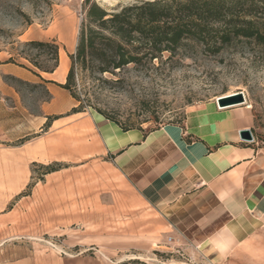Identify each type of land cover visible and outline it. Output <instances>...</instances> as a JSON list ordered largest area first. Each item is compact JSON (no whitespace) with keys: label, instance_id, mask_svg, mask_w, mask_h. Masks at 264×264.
Returning a JSON list of instances; mask_svg holds the SVG:
<instances>
[{"label":"rangeland","instance_id":"rangeland-1","mask_svg":"<svg viewBox=\"0 0 264 264\" xmlns=\"http://www.w3.org/2000/svg\"><path fill=\"white\" fill-rule=\"evenodd\" d=\"M83 1L0 0V79L10 87L3 100L13 106L15 94L27 117L25 124L18 123L22 115L9 110L4 118L10 138L31 131L32 116L47 95L45 85L31 72L35 82H19L8 78L9 69L33 68L30 57L44 67L52 65L46 57L35 56L36 50L26 45L29 41L56 42L58 73L66 64L69 67L84 16ZM94 1L113 8L131 0ZM164 59L147 68L128 66L116 75H102L107 82L83 74L77 85L80 98L89 101L85 108L150 130L181 123L191 106L240 92L253 108L258 136L264 135V54L244 49L225 52L221 61L204 55L179 62ZM1 98L0 91V103ZM30 138L0 142V264H116L129 259L205 264L175 241L160 216L110 163L69 157L30 162L25 155ZM251 258L264 264V236Z\"/></svg>","mask_w":264,"mask_h":264},{"label":"crops","instance_id":"crops-1","mask_svg":"<svg viewBox=\"0 0 264 264\" xmlns=\"http://www.w3.org/2000/svg\"><path fill=\"white\" fill-rule=\"evenodd\" d=\"M67 70L66 64L62 73L57 67L33 74L50 96L32 116L31 131L14 138L4 117L18 111V123L25 124L26 109L15 94L13 106L4 102L10 87L0 79V142L32 136L25 145L30 162L102 159L205 264H256L251 255L264 236V135L258 136L252 106L220 109L209 100L186 111L183 127L167 123L149 132L124 131L92 109L71 112L76 101L59 86ZM7 74L35 82L19 66ZM49 117L47 129L38 133ZM246 129L252 142L239 137Z\"/></svg>","mask_w":264,"mask_h":264},{"label":"trees","instance_id":"trees-1","mask_svg":"<svg viewBox=\"0 0 264 264\" xmlns=\"http://www.w3.org/2000/svg\"><path fill=\"white\" fill-rule=\"evenodd\" d=\"M83 12L75 53L69 55L65 82L59 84L76 101L72 113L86 110L84 103L89 102L80 98L77 85L83 74L107 82L102 75H116L128 66L147 68L164 58L179 62L204 55L221 61L225 52L244 49L264 54V0H131L113 8L84 0ZM26 45L36 50L35 56L52 62L44 67L36 59L27 58L34 69L23 67L32 74L40 76V72L50 73L58 67L56 42L29 41ZM8 78L26 82L14 76ZM45 91L48 100L50 95L46 88ZM101 115L124 131L142 129ZM170 123L183 127V121ZM191 140L186 136V141ZM116 264L146 263L129 259Z\"/></svg>","mask_w":264,"mask_h":264},{"label":"water","instance_id":"water-1","mask_svg":"<svg viewBox=\"0 0 264 264\" xmlns=\"http://www.w3.org/2000/svg\"><path fill=\"white\" fill-rule=\"evenodd\" d=\"M216 104L219 108H226L246 103V98L243 93H232L230 95H224L215 99ZM239 137L242 141L252 142L254 137L252 131L249 129L242 130L239 132Z\"/></svg>","mask_w":264,"mask_h":264},{"label":"built area","instance_id":"built-area-1","mask_svg":"<svg viewBox=\"0 0 264 264\" xmlns=\"http://www.w3.org/2000/svg\"><path fill=\"white\" fill-rule=\"evenodd\" d=\"M174 238H175V241H179V239L178 238H176L175 236H174ZM172 236H169L167 239H168V241L169 242H173V239H174Z\"/></svg>","mask_w":264,"mask_h":264},{"label":"bare ground","instance_id":"bare-ground-1","mask_svg":"<svg viewBox=\"0 0 264 264\" xmlns=\"http://www.w3.org/2000/svg\"><path fill=\"white\" fill-rule=\"evenodd\" d=\"M64 62H65V59L64 58H61L60 59V63H61V65H64ZM221 109V108H220Z\"/></svg>","mask_w":264,"mask_h":264}]
</instances>
